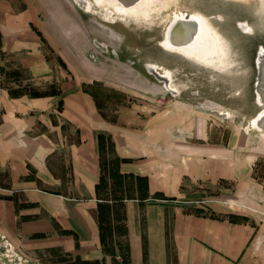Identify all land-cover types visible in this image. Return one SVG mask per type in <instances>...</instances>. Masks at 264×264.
Here are the masks:
<instances>
[{
    "label": "crops",
    "instance_id": "obj_1",
    "mask_svg": "<svg viewBox=\"0 0 264 264\" xmlns=\"http://www.w3.org/2000/svg\"><path fill=\"white\" fill-rule=\"evenodd\" d=\"M66 4L0 0V237L31 246L28 254L57 249L71 264H125L120 244L127 264H264V219L188 211L179 201L187 184L211 175L210 149L221 147L194 140L187 107L143 103L106 119L83 88L78 69L95 71L85 60H64L73 75L54 95L15 97L4 86L14 67L32 84L54 81L44 46L58 54L71 45ZM100 134L112 137L122 174L148 180V199L125 202L127 231L115 238V255L104 251L97 220Z\"/></svg>",
    "mask_w": 264,
    "mask_h": 264
},
{
    "label": "rangeland",
    "instance_id": "obj_2",
    "mask_svg": "<svg viewBox=\"0 0 264 264\" xmlns=\"http://www.w3.org/2000/svg\"><path fill=\"white\" fill-rule=\"evenodd\" d=\"M84 1L65 0L75 32L66 47H72L76 58L69 56L64 45L56 54L45 43L54 81L32 84L25 69L14 67L4 86L15 91L56 93L73 75L64 60L71 64L85 60L95 71L78 69L87 80L83 88L95 97L106 119L116 120L122 107L143 103L152 108H188L194 117V140L221 147L210 149L211 175L187 184L179 201L188 211L264 219V132L252 124L264 109L257 104L256 93L257 59L264 48V0H163L158 4V8L164 7L161 13L147 20L109 14L114 8L97 7L95 0H90L93 13H88ZM178 13L201 14L221 34L228 54L223 68L194 62L161 47ZM241 22L249 23L254 34H243L238 27ZM150 65L159 66L158 74L169 71L172 78H159ZM102 153L108 162L116 157L110 140L105 139ZM109 186L108 192L111 183ZM27 248L32 247L0 237V264L73 262L57 249L28 254Z\"/></svg>",
    "mask_w": 264,
    "mask_h": 264
},
{
    "label": "bare ground",
    "instance_id": "obj_3",
    "mask_svg": "<svg viewBox=\"0 0 264 264\" xmlns=\"http://www.w3.org/2000/svg\"><path fill=\"white\" fill-rule=\"evenodd\" d=\"M96 6H111L114 10L109 11V14L118 15V16H136L138 20H141L144 17V20H147L152 16V14H160L161 10L164 8H158V4L163 0H138L136 3L127 6L124 5L119 0H95ZM85 8L88 13H93L91 9L92 2L90 0H85ZM190 22L194 21L196 24V33L191 38L192 29L190 26L180 25L177 28V32L171 38L172 30L175 28L179 22ZM185 23V24H186ZM245 35H253L254 30L252 26L247 22H241L238 26ZM172 32V33H171ZM177 38V39H176ZM191 41L187 44H176ZM161 47L167 52L180 54L185 56L187 59L193 60L204 65H210L214 67L223 68L227 60V50L226 42L222 38L221 34L214 31L208 23V19L201 14H192L189 16L186 13H178L170 24V27L167 28L165 38L161 42ZM264 53V48L260 51V54ZM159 68L158 65H150L149 69L156 72V75H159L161 79L170 80L171 74L169 71H165L163 74H158L156 71ZM169 83V82H168ZM172 89V88H171ZM174 90V89H172ZM259 106H263L261 103H257ZM261 114L253 119V127L260 131L264 132V129L260 126V120L264 114V109L260 112Z\"/></svg>",
    "mask_w": 264,
    "mask_h": 264
},
{
    "label": "trees",
    "instance_id": "obj_4",
    "mask_svg": "<svg viewBox=\"0 0 264 264\" xmlns=\"http://www.w3.org/2000/svg\"><path fill=\"white\" fill-rule=\"evenodd\" d=\"M10 91L15 97L22 95H29L31 97L54 95L52 92L41 93L35 89L26 92L23 90L15 91L13 89ZM105 139L111 141V146L115 153L112 137L100 134L99 146L102 171L100 181L96 186L99 199L97 220L104 251L109 255H115L114 240L116 237L121 238L125 236L127 231L125 202L129 199H138L140 201L148 199V180L140 176L122 174L120 171V159L116 153V157L111 162H108L102 153ZM110 183L111 190L108 192ZM119 249H121L124 263L127 264L129 256L128 246L120 244Z\"/></svg>",
    "mask_w": 264,
    "mask_h": 264
},
{
    "label": "water",
    "instance_id": "obj_5",
    "mask_svg": "<svg viewBox=\"0 0 264 264\" xmlns=\"http://www.w3.org/2000/svg\"><path fill=\"white\" fill-rule=\"evenodd\" d=\"M120 2H122L124 5L130 6L134 3H136L138 0H119ZM179 22L177 25H175L174 29L172 30V34L170 35L171 38L173 37V35L177 32V28L182 25V26H190V28L192 29L191 32V38L195 35L196 33V24L194 21H190V22ZM177 35V34H176ZM176 35H174L176 37ZM191 38L189 41L187 42H183V43H176V44H187L191 41ZM177 39V38H176ZM257 81H256V93H257V99L258 102L263 104L264 106V53L258 54V59H257ZM160 78V76H159ZM260 126L264 129V114L262 115V118L260 120Z\"/></svg>",
    "mask_w": 264,
    "mask_h": 264
}]
</instances>
